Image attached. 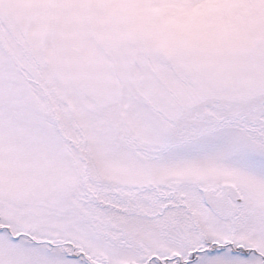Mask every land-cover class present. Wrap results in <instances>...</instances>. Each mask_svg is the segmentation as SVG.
Returning a JSON list of instances; mask_svg holds the SVG:
<instances>
[{"label": "snow or ice", "instance_id": "obj_1", "mask_svg": "<svg viewBox=\"0 0 264 264\" xmlns=\"http://www.w3.org/2000/svg\"><path fill=\"white\" fill-rule=\"evenodd\" d=\"M0 264H264V0H0Z\"/></svg>", "mask_w": 264, "mask_h": 264}]
</instances>
